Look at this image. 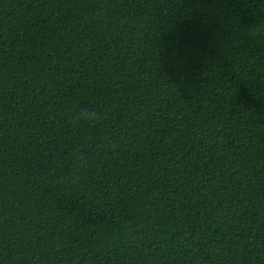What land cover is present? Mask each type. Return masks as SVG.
<instances>
[{
    "label": "trees",
    "instance_id": "16d2710c",
    "mask_svg": "<svg viewBox=\"0 0 264 264\" xmlns=\"http://www.w3.org/2000/svg\"><path fill=\"white\" fill-rule=\"evenodd\" d=\"M0 264H264V0H0Z\"/></svg>",
    "mask_w": 264,
    "mask_h": 264
},
{
    "label": "clouds",
    "instance_id": "9594fccd",
    "mask_svg": "<svg viewBox=\"0 0 264 264\" xmlns=\"http://www.w3.org/2000/svg\"><path fill=\"white\" fill-rule=\"evenodd\" d=\"M104 119V114L96 109H81L71 114V120L76 126L88 125L94 127L101 123Z\"/></svg>",
    "mask_w": 264,
    "mask_h": 264
}]
</instances>
